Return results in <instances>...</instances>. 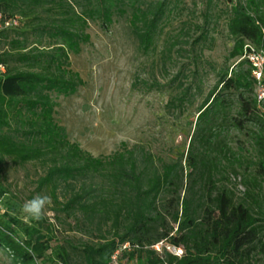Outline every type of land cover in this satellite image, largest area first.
Returning a JSON list of instances; mask_svg holds the SVG:
<instances>
[{
	"label": "trees",
	"instance_id": "obj_1",
	"mask_svg": "<svg viewBox=\"0 0 264 264\" xmlns=\"http://www.w3.org/2000/svg\"><path fill=\"white\" fill-rule=\"evenodd\" d=\"M228 4L226 30L233 46L227 61L235 59V65L220 70L197 108L185 161L167 162L125 143L106 157L83 151L54 120L58 104L53 95L70 97L83 86L69 57L89 44L90 22L107 31L115 20L126 19L138 49L149 55L172 13L170 0H0L1 15L21 18L18 28L0 33L5 68L0 74V201L6 197L1 187L5 159L18 166L40 162L47 168L36 193L49 196L64 220H82L96 232V242L53 250L54 224H45L44 218L23 224L16 209L7 206L0 214V252L13 264L52 257L58 264H71L69 248L80 251L83 264H109L125 242L141 248L126 256L140 264H264V206L255 198L264 185V102H257L251 67L241 60L246 45L264 50V0ZM209 14L204 15L206 26ZM202 35L195 41L206 39V29ZM178 43L164 41L163 52L171 54ZM191 91L189 85L176 93L167 108L190 103ZM233 109L235 115L229 116ZM225 123L246 131L255 152L240 198L218 184L226 179L222 161H229L230 149L222 138ZM159 242L181 248L182 256L166 251L159 256L149 249Z\"/></svg>",
	"mask_w": 264,
	"mask_h": 264
},
{
	"label": "rangeland",
	"instance_id": "obj_2",
	"mask_svg": "<svg viewBox=\"0 0 264 264\" xmlns=\"http://www.w3.org/2000/svg\"><path fill=\"white\" fill-rule=\"evenodd\" d=\"M170 1L173 10L163 21V35L153 53H141L128 21L123 18L115 20L107 31L98 23L90 22L89 44L83 46L78 55L69 57L71 69L80 75L83 86L70 97L53 95L58 104L53 117L66 129L71 143L78 144L94 157L109 156L125 143L129 148L142 146L167 162L180 158L185 161L197 108L216 84L220 70L235 65V59L227 61L233 46L226 30L228 0H212L210 7L208 0ZM207 10L210 11L208 26L204 17ZM184 29L188 36L184 35ZM205 29L206 39L195 41L204 36ZM177 40L179 43L171 54L163 52L164 41ZM180 71L182 74L172 83ZM179 84L182 85L178 87ZM189 85L192 87L190 103L167 108L169 100ZM150 86L155 87L147 91ZM234 115L233 109L229 116ZM223 127L222 138L230 152L229 161H222L226 179L218 184L240 198L245 190L242 182L247 181L253 171L250 163L255 152L246 131L231 128L228 123ZM183 165L186 167L185 163ZM230 167L237 175L230 173ZM1 168V187L6 197L0 201V214L11 206L23 224H30L31 219L22 212V205L40 194L36 193L37 180L44 176L46 165L32 162L18 166L5 159ZM255 194L256 200L264 206V185ZM43 218L45 224H54L53 250L69 247L67 243L79 247L81 243L96 242L92 228L83 225L81 219V222L64 220L62 214L55 213L52 203L46 207ZM69 251L71 264H83L79 250L69 248ZM50 257L47 252V258ZM0 264L13 263L8 254L0 252ZM38 264H58V261L52 257ZM123 264H140V260H123Z\"/></svg>",
	"mask_w": 264,
	"mask_h": 264
},
{
	"label": "built area",
	"instance_id": "obj_3",
	"mask_svg": "<svg viewBox=\"0 0 264 264\" xmlns=\"http://www.w3.org/2000/svg\"><path fill=\"white\" fill-rule=\"evenodd\" d=\"M237 2L238 0H231ZM21 18L19 16H4L0 14V33L3 31L13 30L20 26ZM241 60H246L251 67L252 77L256 82L255 97L258 103L264 102V50L255 49L250 45L244 48ZM5 72V68L0 64V74ZM141 248L128 242L120 244L110 256L109 264H123V260H127L126 256L136 253ZM157 255L161 256L164 251L172 256L180 258L183 254L181 248L170 246L164 242H159L149 247Z\"/></svg>",
	"mask_w": 264,
	"mask_h": 264
},
{
	"label": "clouds",
	"instance_id": "obj_4",
	"mask_svg": "<svg viewBox=\"0 0 264 264\" xmlns=\"http://www.w3.org/2000/svg\"><path fill=\"white\" fill-rule=\"evenodd\" d=\"M50 203L49 196L38 194L23 203L22 212L26 214V218L39 221L44 217L45 209Z\"/></svg>",
	"mask_w": 264,
	"mask_h": 264
}]
</instances>
